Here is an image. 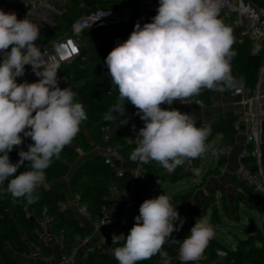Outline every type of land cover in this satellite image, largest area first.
Returning a JSON list of instances; mask_svg holds the SVG:
<instances>
[{"label": "clouds", "instance_id": "1", "mask_svg": "<svg viewBox=\"0 0 264 264\" xmlns=\"http://www.w3.org/2000/svg\"><path fill=\"white\" fill-rule=\"evenodd\" d=\"M223 0H159L157 14L151 22L136 23L130 36L105 58V65L118 97L105 121L125 114V101L137 109L144 126L136 132V147L131 159L156 161L168 171L185 161L204 157L210 150V126H197L193 113L171 106L174 101L187 104L203 89L224 91L236 87L232 75L233 29L220 18ZM40 28L27 18L18 19L14 12L0 10V184L8 181L7 191L14 199L34 203V195L46 179V169L59 158L87 119L84 105L77 102L70 87H60L56 56L46 54L37 45ZM10 49V51H9ZM55 45L53 52H62ZM260 45L255 44L253 54ZM47 56V59L45 58ZM31 65L37 82L18 83ZM25 138L33 143L27 151L20 146ZM20 149V159L12 163L9 153ZM25 161L29 169L20 172ZM196 176L200 168H194ZM127 236L113 234L112 244L118 264H139L155 255L172 264L163 246L182 228L171 197L166 193L145 199ZM178 222V223H177ZM215 232L206 218H197L190 234L179 244L177 260L190 264L202 258Z\"/></svg>", "mask_w": 264, "mask_h": 264}, {"label": "trees", "instance_id": "2", "mask_svg": "<svg viewBox=\"0 0 264 264\" xmlns=\"http://www.w3.org/2000/svg\"><path fill=\"white\" fill-rule=\"evenodd\" d=\"M256 7L262 17H264V0H244ZM137 0H67L65 8L60 16L55 19L53 30L36 24L40 28V38L36 41L40 46L45 41L51 40L59 35L67 33L72 22L87 13L91 9L102 7L111 12L120 11L123 8L132 10V16L124 22L110 23L98 29L85 30L81 34V38H86L82 43L80 54L70 63L64 64L60 68L59 80L60 87H70L76 93V101L84 105L87 119L80 125V131L73 141L64 147L59 158H53L51 166L46 169V179L34 193L38 199L34 203H27L25 198L14 199L7 191L8 181L0 184V264H30L23 260L21 256H27L31 252V246L39 247L41 254L52 255L53 251L45 240L33 232L34 222L30 217L40 214L42 208L45 207L52 217L50 224L51 232L58 235L62 231V252L70 254L74 246V237L76 234H84L88 232V228L81 224L73 210H58L55 203L64 198L68 193L78 195L81 202H85L88 206V212L92 218L99 215L100 210L104 206L119 205L118 198H111L108 195V187L115 185L120 192H126L132 184L133 176L129 170H124L122 176L116 174V169L110 167L106 161V157L102 153L95 154L92 158L80 159L81 153L88 154L91 152L92 144L105 145L115 148L123 157H128L134 146L130 143V139L137 132L140 125H144L143 121L136 114L137 109L125 101V114L116 115L112 121H105L103 116L110 107L116 103L118 97V89L112 84L111 77L108 75V69L105 65V58L108 53L117 45V43L125 41L134 30L136 23L141 26L151 22L156 12L148 11L136 4ZM30 21L31 18L27 17ZM33 22V21H32ZM255 39L245 38L241 42L233 44V50L237 53L231 59L232 75L242 80L243 85L254 90L259 82L260 76L264 77V72L260 73L261 66L264 65V44L260 45L259 55H261L260 69L256 70L247 63L249 55L253 54L252 43ZM260 39H257V41ZM10 51V49H9ZM96 64L103 66L102 76H95L93 69ZM35 75L36 80L39 77ZM233 89V88H232ZM232 89H225L227 95ZM214 91L203 89L200 95L196 96L203 103L212 101ZM167 104H162L163 108ZM235 118L226 117L216 121L211 126V133L208 141L215 135L220 134L222 141L217 151L224 144L232 145L235 133ZM105 136L107 139L105 140ZM33 143L30 138H25L20 146L27 151L28 145ZM260 158L262 171H264V138L260 143ZM249 151L253 150L252 145H248ZM20 149L14 148L9 157L12 163H16L20 157L18 155ZM199 158L194 159L195 166H198ZM242 162L250 164L257 169V158L255 155L243 157ZM71 163H74V170L71 169ZM225 157L220 155L217 157V165L209 170L210 173L218 172L224 165ZM148 181L141 183L136 180L134 195L136 206L128 218H121L118 222L119 231L112 229L106 230L108 240L112 243V236L123 233L125 236L135 223V217L139 215V206L142 204L141 190L144 187L152 188L156 178L165 181L166 174H161V166H156V161L145 162L143 165ZM29 169L28 162L18 169V173ZM194 172H186L179 166L173 170L170 181L177 182L189 177ZM239 183L246 190L249 198L254 202V209L259 214L260 225H256L257 229L252 234H247L250 221L242 227L246 235L245 240H238L234 250L229 249L216 239L209 242V249L213 255L218 250H223L226 255L225 259L232 261L233 264H264V246H256L255 241L264 243V192L254 190L252 187L239 179ZM192 190L182 194L171 196V202L174 206L180 202H184L190 198ZM205 198V203L209 199ZM214 204V200L210 203L202 205L204 212ZM210 222L217 224L220 222L219 213L215 205L210 209ZM179 212V211H178ZM187 214L192 217V225L194 226L199 212L192 207ZM180 217L182 214L179 212ZM205 215V214H204ZM115 247L120 246L113 244ZM163 251L167 253V258H172L176 251L170 245L165 243ZM205 252V251H204ZM161 255H155L149 260L141 261L139 264H157L164 261ZM79 264H118L114 256L100 253L97 250L89 251L86 256L79 260Z\"/></svg>", "mask_w": 264, "mask_h": 264}, {"label": "built area", "instance_id": "3", "mask_svg": "<svg viewBox=\"0 0 264 264\" xmlns=\"http://www.w3.org/2000/svg\"><path fill=\"white\" fill-rule=\"evenodd\" d=\"M67 0H0V10L5 12H14L18 19H24L30 17L31 20L41 26L48 27L53 30L55 19L60 16L65 8ZM106 1V0H99ZM136 4L148 11L156 12L159 7V0H137ZM132 10L129 8H123L120 11L111 12L108 9L97 7L89 10L84 15L76 18L67 33L59 35L51 40L45 41L40 44L41 50L46 54H52L56 56L59 64L58 76L60 68L64 64H68L73 61L81 52L82 42H79L81 34L85 30L98 29L104 27L110 23L124 22L131 18ZM220 18L223 22L231 28H239L246 32L247 37L250 39L264 38V17H262L260 11L244 0H223V5L220 10ZM63 45V51L58 54L53 52L55 45ZM3 53H0L2 58ZM47 59V56L45 57ZM264 72V66H261L260 73ZM31 74H35L31 65H25V74L22 77L17 78L18 83L29 82L36 79L35 77L30 79ZM262 77V76H260ZM231 97L239 96L241 103L250 107V110L244 115V124L246 127L247 135L246 141L249 145L253 146V150L249 151L245 148L241 153V159L249 155H255L257 158V169H254L250 164L242 162L239 163L237 169L238 178L252 187L254 190L264 192V171H262L260 158V143L262 136H264V130H262V123H264V107L260 106L261 98L264 97L259 91L258 86L254 90L249 89L243 85L242 80L237 79V85L229 93ZM189 102L202 103L196 96L189 98ZM184 104L180 101H174L171 106L165 105L163 108H174L181 112H185ZM237 123L235 122V128ZM144 125L138 127L137 132ZM136 133L130 139V143L135 147L136 145ZM107 139V136L104 138ZM133 149V150H134ZM130 152L128 159H131ZM226 149H220L219 154L224 156ZM104 155L106 161L110 167L115 168L113 158L118 156L119 153L115 148L110 146L105 147ZM156 166H160L156 162ZM186 172H193L196 168L195 161H185V163L179 166ZM116 169V174L122 176L124 170ZM133 176L131 186L126 192H120L115 185L108 187V195L111 198H120L122 194H125L128 198L126 204H122L119 201L117 206H104L100 210V213L95 218H92L88 212V206L85 202H81L78 195L68 193L64 198L58 200L55 203V207L58 210H73L78 215L80 220L89 226L88 232L84 234H76L74 237V246L71 249L70 254L60 252L58 260L54 255H43L40 252L39 247L32 245L33 254L42 264H79L78 252L81 248H87V251L97 250L103 254H109L113 256V249L115 246L108 240L106 230L109 228L114 231H119V220L121 218H128L134 210L136 203L134 195L136 194V188L134 183L136 180L141 183L148 181V177L144 172L143 167H137L129 170ZM161 183L160 178H156L152 188L147 189L143 186L141 190V200L154 198L158 193L156 186ZM34 228L33 232L41 240H45L52 232L50 224L52 221L51 215L48 213L45 207L42 208L40 214L33 216ZM60 237L62 247V231L58 234ZM96 238V241H94ZM217 256L225 257L226 253L223 250L216 252ZM162 262V261H160Z\"/></svg>", "mask_w": 264, "mask_h": 264}, {"label": "crops", "instance_id": "4", "mask_svg": "<svg viewBox=\"0 0 264 264\" xmlns=\"http://www.w3.org/2000/svg\"><path fill=\"white\" fill-rule=\"evenodd\" d=\"M233 34L235 37V42H241L243 39L248 38L247 34L244 30L239 28H232ZM258 42H261L264 44V38H261L260 40H254L252 43V48L255 44H258ZM264 64V63H262ZM264 66V65H262ZM259 91L262 95H264V77L259 78V82L257 84ZM239 96L231 97L230 94H225L224 91L216 90L213 93L212 101L208 104L206 103H197V102H188L187 104H184L185 112L193 113L197 126H212L216 121H218L221 118L226 117H234L236 120V128L234 133V142L232 145H226L224 144L221 149H226V153L224 155L225 157V163L224 165L219 169L218 172L210 173L209 170L213 169L217 165V157H214V165L212 167H202L199 165L196 168L201 169V174L199 176H196L194 173L186 177L185 179H182L177 182L170 181V177L173 175V171H168L164 169L161 165V174H166L167 178L166 180L171 182L172 185V191L167 192L166 190H163L166 192L170 197L178 194L185 193L187 191L192 190V195L190 198L184 202H180L178 205H176V209L182 214L181 217H189L187 214L189 213L190 209L194 207L196 210L203 209L202 205H205L206 203H210L211 200H214V204L217 207L219 217H220V224H213L210 222V209L209 207L206 211L205 218H207L208 222L211 224L213 229L219 228L221 224H224L225 226H235L234 223H238L240 226V230L243 229L240 225L245 224V220L240 219V214L244 213V209L242 207H246L252 210L254 209V202L249 198L246 190L244 187H242L239 183V178L236 174L239 163L241 161V153L242 151L247 148L249 145L246 141V127L244 124V115L250 110V107L247 105H243L240 101ZM260 106L264 107V97L261 98ZM264 138V136H262ZM222 141V136L220 134L215 135L211 140L208 141V143H213V148L217 150V148L220 146ZM106 145L101 143L100 145H94L92 144L91 152L88 154L81 153L80 159L82 156H86V158H92L97 153L104 154ZM113 163L115 168L122 169V170H130L137 167H143L145 162L142 161H133L129 160L128 157H123L121 154L114 157ZM74 170V169H73ZM163 181H161L160 184H162ZM159 184V185H160ZM158 186V185H157ZM174 186H182L181 188L184 191H180L181 189H178V191L174 190ZM186 190V191H185ZM178 192V193H176ZM205 198L209 201L205 203ZM206 200V201H207ZM256 211V210H255ZM257 212V211H256ZM258 213V212H257ZM37 214L33 215L36 216ZM78 218L79 222L83 225H85L88 229L89 226L82 222L77 214H75ZM259 216V214H258ZM236 218H238L236 220ZM248 218V217H247ZM260 222V221H259ZM260 223L258 224V226ZM214 239H216L219 243L220 240L217 238L216 233L214 236ZM246 235L243 232V236L240 237L238 234H234L233 240L231 241V247L229 249L234 250L237 246L238 240H245ZM45 241L50 245L53 255L58 260L59 254L61 252V242L60 237L58 235H55L51 233ZM94 241H96V238H94ZM181 242V240H179ZM170 245L174 250L176 251V254L172 257V259L176 260L178 256V248L177 246H174L170 243H167ZM222 244V243H221ZM256 246H264V243H259L255 241L254 243ZM225 246V245H224ZM227 247V246H226ZM88 253L87 248H81L78 252V260L83 259L86 254ZM31 254H33L32 247L31 252L29 255L25 256L27 262L30 263L31 261ZM34 255V254H33ZM203 264H233L232 261L226 260L224 257H220L216 255H213L210 252L209 245L207 246L205 252L203 253ZM38 261V260H37ZM164 263V262H163ZM30 264H36L35 262H32Z\"/></svg>", "mask_w": 264, "mask_h": 264}, {"label": "rangeland", "instance_id": "5", "mask_svg": "<svg viewBox=\"0 0 264 264\" xmlns=\"http://www.w3.org/2000/svg\"><path fill=\"white\" fill-rule=\"evenodd\" d=\"M85 40H86V38H81L80 37L79 42H82L83 43V41H85ZM62 66H61V68H62ZM31 75L32 76H30V79L33 78V77H35L34 74H31ZM32 82H37V80L36 79L35 80L33 79ZM209 144L210 145H213V143H209ZM85 157L86 156H82L81 159H84ZM214 157L215 156H213L211 154V150H210L204 157L199 158L200 159L199 160V165L202 166V167L206 166L208 168L209 167H212L214 165ZM74 167H75L74 163H71V169H74ZM181 187L182 186H179V187L174 186V190L175 191H178V189H181L180 191H184ZM162 190H166L167 192H171L172 191L171 182L168 181V180H165L162 184L156 186V191L157 192H160ZM176 193H178V192H176ZM242 208L244 209V213L243 214H240V219L245 220V217H246L245 223H247L248 221L254 222L256 225H258L260 223L259 222L258 213L255 210H252V209H249V208H246V207H242ZM198 212H199L198 217L205 218V216H203V215L204 214L206 215L207 211L204 212V209H200ZM181 218L184 220V223H183L182 228H180L179 231H176V232H174L172 234L173 237H174L173 240H169L167 242V243H170V244H172L174 246H177V247H179V244L182 243V240L184 238H186L190 234V229L193 226L192 223H191V221H192L193 218H189V217H185V216L184 217H181ZM237 219L238 218H236V220ZM234 224H235V226L233 225V226H229V227H228V225L225 226L224 224H221V226L219 228H215L214 229V232L216 233V236L220 240V242L223 245H225V246H227L229 248L232 246L231 245L232 244L231 241L233 240L234 234H238L240 237L243 236V232H242V230H240L239 224L238 223H234ZM240 225L243 226L242 223H240ZM179 240H181V242ZM229 240H231V241H229ZM21 258L23 260H26L25 256H21ZM170 259H171L172 264H180V261L179 260H177V259L174 260L172 258H170ZM202 261H203V258H201L200 260L195 261V262H190V264H203ZM32 262L38 263V261L36 260V258H35V256L33 254H31V261H30V263H32ZM163 262L164 261L157 262V264H164Z\"/></svg>", "mask_w": 264, "mask_h": 264}, {"label": "water", "instance_id": "6", "mask_svg": "<svg viewBox=\"0 0 264 264\" xmlns=\"http://www.w3.org/2000/svg\"><path fill=\"white\" fill-rule=\"evenodd\" d=\"M260 61H261V55H259V54H255V55L251 54L247 58V63L252 65L254 67V69H256V70L260 69ZM102 73H103V66L101 64H96L94 69H93V74L95 76H102ZM262 130H264V123H262ZM163 192H164L163 190L158 192L156 194V196H158L160 194H163ZM118 200H120V202L122 204H126L128 198H127V196L125 194H122ZM33 219H34V217L31 216L30 220L33 221ZM256 229H257V226L255 225V223L254 222H250L249 223V227L246 230V233L247 234H252V233H254L256 231ZM36 264H42V263L38 262Z\"/></svg>", "mask_w": 264, "mask_h": 264}]
</instances>
